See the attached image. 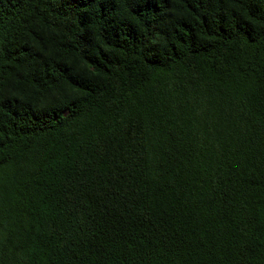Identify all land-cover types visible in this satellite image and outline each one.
Listing matches in <instances>:
<instances>
[{"label": "trees", "instance_id": "trees-1", "mask_svg": "<svg viewBox=\"0 0 264 264\" xmlns=\"http://www.w3.org/2000/svg\"><path fill=\"white\" fill-rule=\"evenodd\" d=\"M0 264H264V0H0Z\"/></svg>", "mask_w": 264, "mask_h": 264}]
</instances>
